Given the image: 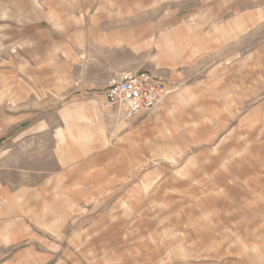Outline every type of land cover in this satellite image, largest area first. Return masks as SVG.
Listing matches in <instances>:
<instances>
[{
	"label": "rangeland",
	"instance_id": "374dc122",
	"mask_svg": "<svg viewBox=\"0 0 264 264\" xmlns=\"http://www.w3.org/2000/svg\"><path fill=\"white\" fill-rule=\"evenodd\" d=\"M89 13L98 28L143 35L171 25L174 40L211 49L205 68L230 65L232 100L211 108L215 139L185 136L145 178L87 167V189H75L87 101L104 102L111 70L167 85L158 52L101 47ZM0 264H264V0H0Z\"/></svg>",
	"mask_w": 264,
	"mask_h": 264
},
{
	"label": "crops",
	"instance_id": "0c3cea01",
	"mask_svg": "<svg viewBox=\"0 0 264 264\" xmlns=\"http://www.w3.org/2000/svg\"><path fill=\"white\" fill-rule=\"evenodd\" d=\"M102 14L100 24L109 22L110 14L107 12L105 15ZM95 16L89 13L87 33L92 37L94 31H99L100 37L106 43L101 47L125 48L133 55H141L150 50H153L155 54L158 52V60H160V63L158 62L160 65L156 67L159 69L158 75L162 76L171 88L177 87L161 105L129 123L119 121L109 112L105 100L96 104L87 101V140L84 139L82 145L75 146L72 151L75 161L71 163L73 166L70 165L73 167L74 178H76L75 189L83 190L87 189V177L89 178L94 171L90 170L87 173V167L94 166L107 174L109 167L117 166L120 167L122 175L137 173L145 178L154 173L152 169L157 159L165 157V151L171 150L173 146L180 149L181 142L187 144L189 140L185 136L193 142L208 144L210 140L215 139V135L207 133V128L210 126L209 118L213 111L211 108L221 112L222 104L230 103L232 100L230 95L235 91L230 65L214 61L213 66L205 68V62L212 61L211 49L200 45L195 46L190 39L174 40L173 32L175 31L171 25L164 24L163 28L157 32L154 23L148 24L149 33L143 35L140 33L143 27L140 29L139 26L98 28V18ZM184 43L186 47H183ZM186 51L188 62L184 59ZM195 59L203 60L198 68L203 69L205 73L193 85H185L183 84L185 71L195 73L198 69H196ZM189 62L191 64L187 65ZM125 68L127 67H116L109 74L123 72ZM107 74V70H104L103 74L100 72L94 76L87 72V78H105ZM230 79L233 80V84L229 83ZM220 92H222L221 96L218 95ZM216 104L217 106H214ZM197 111L207 112L209 117L195 118L193 112L197 113ZM196 119L202 123L199 124L195 121ZM194 134H199L200 137H194ZM80 184L84 186L81 187Z\"/></svg>",
	"mask_w": 264,
	"mask_h": 264
},
{
	"label": "built area",
	"instance_id": "2783aa9c",
	"mask_svg": "<svg viewBox=\"0 0 264 264\" xmlns=\"http://www.w3.org/2000/svg\"><path fill=\"white\" fill-rule=\"evenodd\" d=\"M168 94L169 89L162 79L147 72L125 71L111 78L104 100L119 121L129 123L155 109Z\"/></svg>",
	"mask_w": 264,
	"mask_h": 264
}]
</instances>
